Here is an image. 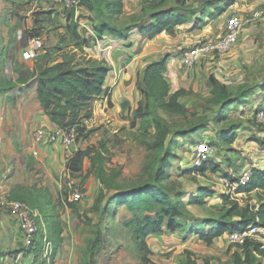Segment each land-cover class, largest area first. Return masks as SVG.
<instances>
[{"label":"rangeland","instance_id":"obj_1","mask_svg":"<svg viewBox=\"0 0 264 264\" xmlns=\"http://www.w3.org/2000/svg\"><path fill=\"white\" fill-rule=\"evenodd\" d=\"M106 1L93 0L95 11L80 5L79 21L87 25V28H79L83 34L81 37L78 31L73 32L71 25L75 9L68 8L65 0H0V51L6 53L1 76L13 81L27 78L29 82L24 87L10 90L7 95L0 94V185L12 186L15 181L31 186L38 181L43 189L47 186L53 192L55 210L65 232V242L55 264H186L189 254L198 264H264V255L253 252L251 262H247L245 257L246 250L253 248V243H259L262 236L249 240L245 246L232 244L229 230H225L213 244L204 242L200 237L220 226L232 227L238 221L235 217H228L229 206L223 199L226 191L216 183L220 176L217 172L235 177L264 159V117L259 118L261 113L264 116L261 111L264 108V0H190L185 7L180 6L177 0H166L165 8L182 10L191 20L177 27L174 36H163L156 41L137 30L140 25L145 27L153 21L150 15L153 10L145 4V0H123L124 12L118 18H111L107 13ZM220 8L225 11L219 17H214ZM236 14L246 19L239 42L225 54L212 51L197 57L193 72L199 85L196 88L194 82L189 84L190 95L183 99L188 115H169L149 105V112L144 113L137 127H132L135 110L140 103H148L138 88L143 79L140 69L134 79V87L141 95L140 102H130L126 110L118 106L110 119L106 117L108 113L105 116L103 111L101 117L104 121L98 119L86 125L87 131L92 133L79 141L83 150L87 146H97L101 140L107 141L115 154V165L111 166L122 170L118 182L129 188L149 179L147 167L152 158L159 154L154 149L157 148V141L153 118L158 116L165 119L172 132L165 144L166 147L171 144L174 149L173 157L168 159V183L173 182L176 190L185 194L183 200L195 196L201 188L215 192V196L208 199L204 206L187 205L188 213L181 219L183 231L172 233L164 229L162 235L150 236L147 250L137 240L127 237L126 230L115 231V225L130 217V214L125 207L119 209L115 219H109L104 213L108 200L101 195L103 188L96 175L89 174L91 165L87 159H82L83 151L76 153L74 159L69 161V168L74 173L71 179L63 173L61 188L45 185L44 172L36 166L32 157L35 134L42 129L39 128L41 115L34 86L38 56L50 52L53 58L61 60L62 54L76 52V62L83 64L87 60L84 56L87 47L82 53L74 49L73 43L85 40L89 46L85 34L109 23L116 29V34L133 35L131 40L134 42L138 37L140 43L151 41L146 47L148 53L157 50L160 51L158 57L168 55L180 59L184 64L186 54L193 48L204 42H215L222 36L230 17ZM29 32L40 33V37L30 40ZM109 38L116 40L118 37L111 35ZM125 46L120 53L129 61L135 59L137 50H132L131 45ZM211 75L227 85L236 103L220 102L211 94L208 81ZM193 88L196 90L193 91ZM105 94L107 100L109 90H105ZM95 107L98 106L92 103L93 119ZM100 124L103 126L99 127ZM230 132L238 135L239 143L234 151L219 141L230 136ZM182 134L187 137H180L184 136ZM257 138L262 143L256 142ZM200 142L211 146L213 153L208 162L217 166V172L211 169L205 173L194 170L196 146ZM19 156H23L21 161L32 168L30 171L28 169L27 174L19 168ZM51 172L54 174L55 171ZM74 189L80 190L83 195L80 202L68 200ZM5 192L8 189L0 191V198H6ZM227 196L231 200H239L243 207L259 208L264 202V195L261 198L257 191ZM192 228L197 231L193 236L189 233ZM15 236L13 229L4 238L5 243L0 244V264H14L10 256L16 251L14 245L24 247L22 240Z\"/></svg>","mask_w":264,"mask_h":264},{"label":"trees","instance_id":"obj_2","mask_svg":"<svg viewBox=\"0 0 264 264\" xmlns=\"http://www.w3.org/2000/svg\"><path fill=\"white\" fill-rule=\"evenodd\" d=\"M188 1L190 0H177V3L185 7ZM165 3L166 0H145V4L153 10L150 14L153 21L148 26H141L142 35H146L150 39H154L164 32L174 36L177 27L190 22L191 18L187 13L182 10L167 9L164 7ZM81 4L90 11H95L93 0H82L80 1ZM105 9L111 18H118L124 12V2L123 0H108L105 2ZM224 11L222 8L218 9L214 17H219ZM71 19L73 32L78 33L79 25L75 21V12ZM95 30L101 35L110 34L121 40L129 39L126 34H116V29H113L109 23L102 24ZM39 37L40 33L29 32L30 40H36ZM73 46H75V50H80L82 53L85 51V46L88 47L85 40L76 41ZM77 56L76 52L62 54L61 60L57 57L53 58L50 52L38 56L35 64L37 69L35 84L37 99L51 122L63 130L75 127L79 142L92 133V131H87L84 121L92 118V103L102 95L104 84L112 67L104 60L88 58L85 55L87 60L85 63L79 64L76 62ZM5 58L6 53L0 51V94L3 95L8 94L10 90L29 84L27 78L13 81L1 76ZM169 59L170 56L167 55L162 60L151 63L145 68L143 79L138 84V88L148 103L147 105L140 103L135 110L132 127H137V123L144 117V113L149 112V105L169 115H188L189 111L182 102V98L189 96L190 91L185 89L172 90L165 77ZM209 83L211 94L217 97L220 102H237L230 94L227 85L215 75L209 77ZM261 109L264 113V108ZM153 121L157 141V148L154 149L159 154L154 156L148 165L147 170L150 176L145 182L129 188L118 182L122 176V170L111 166L115 165V154L111 152L108 142L105 140H101L97 146H88L82 154V159H87L91 165L89 174L96 175L103 188L101 195H104L103 198L108 200L104 213L109 219H115L119 209L125 207L130 214V217L115 225V231L126 230V236L137 240L144 250H147L148 247L147 239L150 236L162 235L164 229L172 233L183 231L184 224L181 219L188 213L187 205L204 206L208 199L215 196L213 190L201 188L198 194L185 201L183 200L185 194L177 191L173 182L168 183L170 180L168 159L173 157L174 149L171 144L166 147L165 143L172 132L165 119L155 116ZM230 133V136H225L219 140L228 147H231L237 138L235 132ZM182 135L184 136L180 137H187L185 134ZM256 142L262 143L259 138ZM164 152L165 155H162ZM208 169L213 172L218 171L217 166L210 164V161L194 170L205 173ZM218 173L221 174V172ZM226 177L231 182L238 181L235 177ZM254 191L260 192L261 198H263L264 168H254L252 182L246 188L239 190V192L245 193H253ZM223 199L225 204L229 206L228 217H235L238 221L232 227L224 225L214 228L207 235L202 234L200 237L204 242L213 244L224 234L225 230H229V233L243 231L255 221L256 216H260L264 223V202L259 205V208H256L243 207L239 200H231L226 194H223ZM7 201L28 203L27 205L34 212H38L36 222L39 228L34 246L29 249L24 247L16 250L12 255L10 254L12 262L14 264H55L56 257L64 244V229L55 210L56 202L49 189L18 186L10 192ZM71 207L74 206L71 204ZM78 215L80 214L78 213ZM195 232H197L196 229L192 228L189 233L193 236L196 234ZM253 245V248L246 250L247 262H251L253 251L259 255H264L259 243H253ZM41 258L42 261H40ZM20 260L22 261L20 262ZM186 264L198 263L189 254Z\"/></svg>","mask_w":264,"mask_h":264},{"label":"crops","instance_id":"obj_3","mask_svg":"<svg viewBox=\"0 0 264 264\" xmlns=\"http://www.w3.org/2000/svg\"><path fill=\"white\" fill-rule=\"evenodd\" d=\"M240 6H241V2H240ZM79 28H87V25L84 23H81L79 25ZM78 28V32L80 34L81 37H83V34L80 33ZM141 28V25L139 26V28H137V30H139ZM140 32V31H139ZM86 32H84L85 34ZM141 34V33H140ZM142 35V34H141ZM109 34H98L96 31H88L85 34V38L89 41L88 42V47L86 48L87 53L85 54V56H87L88 58H94V59H101V60H106L107 64L110 65L112 68V70L110 71V73L107 76L106 82L104 84V91L102 93V95L95 100L94 106L97 105L98 107L96 109V113L94 116V119L92 118L91 120H86L84 121V125H90L91 123H93V121H98V119H101L104 121V119L101 117V114L103 113V111L105 112V116L106 114L108 116L106 117H110L113 116L114 114L111 113H116L117 107L120 106V108H122V105L124 103H128V107L130 106V102H140L141 100V95L138 93L136 87H134V79L136 78V74L140 73L143 74L145 68L154 62L160 61L164 58V56L158 57L159 52H149V49L146 48L150 45V43H152L151 41H149L148 43H145V41H140L138 40L139 37L136 39V41L134 42L133 40H131L132 36H129V39H125V40H118V38L116 40H111L109 38ZM170 37L171 35L167 34L166 32L158 35L156 38L151 39L152 41H156L161 37ZM146 37V35H145ZM149 38V37H148ZM133 39V38H132ZM150 39V38H149ZM186 43H188V41H185ZM125 45H131V49L133 50H137V54L135 56V59H132L131 61H129L126 56L123 53H120L122 51V49H124ZM141 45V47H140ZM145 45V48H142V46ZM126 47V46H125ZM140 47V48H139ZM119 50V51H116ZM142 49V51H141ZM193 68L189 69L187 68L181 61L180 59H176V58H170L169 62H168V67H167V72L165 77L167 78L168 82L170 83L172 90L173 91H177L179 89H185L187 91H190L189 88V84L194 82V87H198V80L195 81V77H194V72H193ZM37 76V75H36ZM35 76V77H36ZM36 79V78H35ZM171 79V80H169ZM209 81V78H208ZM28 85V84H27ZM26 86V85H24ZM22 86V87H24ZM36 86V85H34ZM31 86H29L30 88ZM21 88V87H19ZM196 88H193V91L196 90ZM105 90H109V94L107 96V100L105 99ZM35 92H36V87H35ZM7 95V94H6ZM36 96H37V92H36ZM184 98H182V102ZM106 102V104H105ZM37 105H39V109H40V125L39 128L42 129H47V130H55L58 129L59 127L56 126L54 123L51 122L49 116L46 114V112L43 110L40 102H37ZM108 108V111L106 112L105 109ZM127 107V108H128ZM126 108V109H127ZM123 109V108H122ZM123 109V110H126ZM113 121V119H112ZM114 121L116 122V119H114ZM107 126V124H105ZM103 126V124H100L99 127ZM87 127V126H86ZM238 138V135H237ZM236 138L235 142L231 145V150L234 151L236 149V144L239 143L238 139ZM35 140V139H34ZM81 143V142H80ZM78 142V144L72 146L69 150H66L61 144H50V143H46V144H38L36 141H33L34 144V149H33V156L35 159L33 160L34 163L36 161V166L40 167V169H42V171L44 172V178L46 180V184L45 185H49V186H53V187H62L61 184V179L64 176V172L65 175L71 179V174L72 172L74 173V171H71L69 168V161L74 159L76 153H78L79 151H85L86 147L84 150L82 148V145ZM23 156H19V168L22 172H25L27 174V171L29 169H32L30 166H28V164L24 161H21ZM264 162V159L261 161ZM257 163L254 167L256 169L260 168H264V164L263 163ZM55 171L54 174L51 171ZM246 170V169H244ZM243 170V171H244ZM59 171V172H58ZM61 172V173H60ZM33 173V171L31 170V174ZM35 173V172H34ZM55 173H59V174H55ZM19 176V179L21 178V176L19 175V172L17 173ZM21 174V173H20ZM53 174V175H52ZM242 174V172H240V175ZM240 175L235 176L236 179H238V177ZM33 178V177H32ZM34 179V178H33ZM60 181V182H59ZM13 184V182H11ZM8 185V184H7ZM2 186L0 185V191H3L5 189H8V192H5V196L6 198H0V244H4V238L6 237V235L8 233H10L11 231H13V229L16 232V238L22 240V230H21V225L20 222L18 220V218H16L15 216H13L10 211L7 209L6 207V202L7 199L10 195V192L15 189L18 186L21 187H38L41 188L43 187V185L41 183H39L37 181V183H34L31 186H25L23 185L21 182H15L14 181V185H8V186ZM44 185V186H45ZM47 188V186H45ZM49 189V188H48ZM7 191V190H6ZM50 191V189H49ZM51 193V191H50ZM245 192H242V194H244ZM53 196V192L51 193ZM54 199V196H53ZM55 201V199H54ZM187 201V200H185ZM12 229V230H11ZM63 237H65V232L63 234ZM9 239V238H8ZM9 241V240H8ZM23 242V240H22ZM64 242H65V238H64ZM64 245V244H63ZM16 246L15 250H20L24 247H17V244L14 245V247Z\"/></svg>","mask_w":264,"mask_h":264},{"label":"built area","instance_id":"obj_4","mask_svg":"<svg viewBox=\"0 0 264 264\" xmlns=\"http://www.w3.org/2000/svg\"><path fill=\"white\" fill-rule=\"evenodd\" d=\"M65 2L68 8L75 9V21L80 25L79 11L81 6L79 0H65ZM255 16H258V14H255ZM245 23L246 19L243 15L236 14L231 16L226 24L225 33L218 37L215 42L209 41L201 43L186 54L184 59L185 66L187 68H193L197 57L202 54H207L212 51L220 54L229 52L239 42ZM262 117H264L263 114H259V118L261 119ZM77 136V129L75 127L68 130L61 128L55 130L38 129L34 139L38 144L58 143L66 150H69L75 145ZM212 151L208 143L200 142L196 146V154L193 162L194 168H200L204 163L208 162L210 160L209 157L213 153ZM254 168L244 170L236 182H231L226 176L220 174L216 183L225 188L226 195L241 196L242 192H239V190L246 188L252 182ZM82 196L80 190L74 189L68 200L70 202H80ZM5 205L11 214L20 220L24 247L26 249L33 247L39 228L36 222L37 212H34L27 204L20 201H7ZM258 236H262L259 246L264 251V223L260 216H256L255 221L247 229L230 233L229 240L232 244L245 246L249 240ZM253 252L256 253L255 251Z\"/></svg>","mask_w":264,"mask_h":264},{"label":"water","instance_id":"obj_5","mask_svg":"<svg viewBox=\"0 0 264 264\" xmlns=\"http://www.w3.org/2000/svg\"><path fill=\"white\" fill-rule=\"evenodd\" d=\"M128 105H129L128 103H124V104L122 105V108H123V109H126V108L128 107Z\"/></svg>","mask_w":264,"mask_h":264}]
</instances>
